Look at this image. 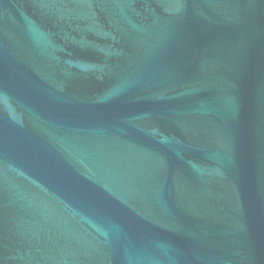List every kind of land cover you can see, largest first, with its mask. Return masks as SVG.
Masks as SVG:
<instances>
[{"label": "water", "instance_id": "1", "mask_svg": "<svg viewBox=\"0 0 264 264\" xmlns=\"http://www.w3.org/2000/svg\"><path fill=\"white\" fill-rule=\"evenodd\" d=\"M0 264H264V0H0Z\"/></svg>", "mask_w": 264, "mask_h": 264}]
</instances>
